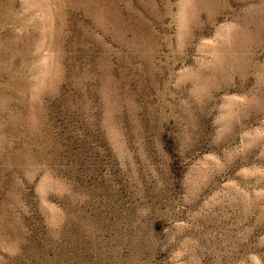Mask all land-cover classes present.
I'll use <instances>...</instances> for the list:
<instances>
[{
    "label": "rangeland",
    "instance_id": "1",
    "mask_svg": "<svg viewBox=\"0 0 264 264\" xmlns=\"http://www.w3.org/2000/svg\"><path fill=\"white\" fill-rule=\"evenodd\" d=\"M0 264H264V0H0Z\"/></svg>",
    "mask_w": 264,
    "mask_h": 264
}]
</instances>
